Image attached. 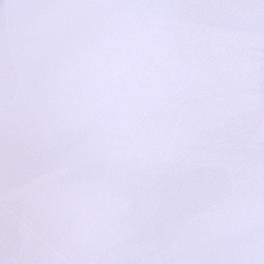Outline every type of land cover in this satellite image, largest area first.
I'll return each instance as SVG.
<instances>
[{"label": "snow or ice", "instance_id": "obj_1", "mask_svg": "<svg viewBox=\"0 0 264 264\" xmlns=\"http://www.w3.org/2000/svg\"><path fill=\"white\" fill-rule=\"evenodd\" d=\"M0 264H264V0H0Z\"/></svg>", "mask_w": 264, "mask_h": 264}]
</instances>
